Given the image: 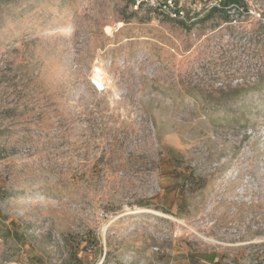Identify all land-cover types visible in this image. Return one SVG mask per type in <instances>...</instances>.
<instances>
[{"label":"rangeland","instance_id":"obj_1","mask_svg":"<svg viewBox=\"0 0 264 264\" xmlns=\"http://www.w3.org/2000/svg\"><path fill=\"white\" fill-rule=\"evenodd\" d=\"M215 2L0 0V264H264V0Z\"/></svg>","mask_w":264,"mask_h":264},{"label":"built area","instance_id":"obj_2","mask_svg":"<svg viewBox=\"0 0 264 264\" xmlns=\"http://www.w3.org/2000/svg\"><path fill=\"white\" fill-rule=\"evenodd\" d=\"M134 5V8L138 6L147 7L153 11L159 12L167 16L171 20H186L185 11L182 9V0L176 2V0H129ZM219 2H215L213 5L219 7Z\"/></svg>","mask_w":264,"mask_h":264},{"label":"trees","instance_id":"obj_3","mask_svg":"<svg viewBox=\"0 0 264 264\" xmlns=\"http://www.w3.org/2000/svg\"><path fill=\"white\" fill-rule=\"evenodd\" d=\"M180 0H176V2H179ZM184 1V0H182ZM206 2H210L211 0H205ZM219 2V7L216 6H209L206 14L203 15L202 19L206 20L210 18L214 13L217 12H225V10L231 8V7H236L239 8L242 5V0H217ZM182 9L184 10V7L182 6ZM260 85V83L258 84ZM243 90L242 88H236L233 90V95L238 93L239 91ZM222 94L223 91H222ZM209 261H213V258H211Z\"/></svg>","mask_w":264,"mask_h":264},{"label":"bare ground","instance_id":"obj_4","mask_svg":"<svg viewBox=\"0 0 264 264\" xmlns=\"http://www.w3.org/2000/svg\"><path fill=\"white\" fill-rule=\"evenodd\" d=\"M95 77H96V83L101 87V88H103L102 87V84H101V81H100V77L98 76V75H95Z\"/></svg>","mask_w":264,"mask_h":264}]
</instances>
